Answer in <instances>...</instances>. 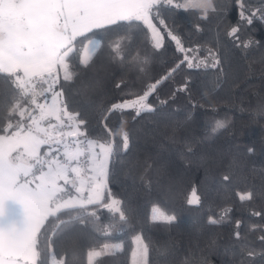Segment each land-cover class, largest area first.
<instances>
[{
  "label": "snow or ice",
  "instance_id": "snow-or-ice-1",
  "mask_svg": "<svg viewBox=\"0 0 264 264\" xmlns=\"http://www.w3.org/2000/svg\"><path fill=\"white\" fill-rule=\"evenodd\" d=\"M230 8L238 9L235 24L227 21ZM165 11L189 13L197 21L216 20L218 28L227 24L225 36L231 38L233 47L245 50L250 44L243 38L247 28L257 20L264 22V0H0V264H69L61 243L63 234L72 221L99 222L100 209L110 213L105 232L132 224L125 201L109 187L113 158L131 151L132 133L123 119L118 128L110 127L109 116L126 109L134 110L137 116L155 111L148 102L150 97L185 64L215 71L218 83L227 80L231 62L221 55L220 42L199 57L200 46L185 47ZM121 25L142 27L153 53L163 48L166 36L170 37L183 58L161 78H149L135 99L111 103L101 122V135L90 128L81 107L91 99L85 78L105 43L100 34L112 33ZM194 26L198 32L203 30L200 23ZM126 39L117 35L109 40L110 60L145 73L149 54L128 51ZM124 83L122 80L115 87L120 89ZM184 91H188L187 82L173 97ZM202 99L209 106L213 103L207 94ZM228 126L225 118L216 121L211 131ZM186 149L189 153L193 150L190 144ZM121 164L130 173L140 170L141 179L154 167V162L139 158ZM217 183L226 188L232 175H222ZM151 184L149 179L146 187L150 189ZM198 193L199 186L194 185L186 203L202 205ZM236 195L241 202L264 200V183L259 190L249 187ZM230 211L222 208L208 215L206 223L221 224ZM251 215L264 218V209ZM152 219L170 223L176 217L157 204ZM243 226V220L235 221L230 264H252L257 255L264 261V247L257 253L249 237V233L260 232L257 239L264 246V226L252 225L247 231ZM135 242L132 264H150L151 242L143 235H137ZM81 247V243L75 244L73 264H81ZM121 248V244L89 247L82 264H98L99 258L114 255Z\"/></svg>",
  "mask_w": 264,
  "mask_h": 264
},
{
  "label": "trees",
  "instance_id": "trees-1",
  "mask_svg": "<svg viewBox=\"0 0 264 264\" xmlns=\"http://www.w3.org/2000/svg\"><path fill=\"white\" fill-rule=\"evenodd\" d=\"M217 2L223 3V0ZM164 14L169 17L170 26L174 23L185 47L200 46L199 57L206 56V49L216 48L219 41L221 55L231 62L229 76L218 83L215 71L203 66L188 68L185 64L150 97L148 102L155 111L137 116L134 110L126 109L109 116L110 127L118 128L123 119L132 133L131 151L127 156L117 154L113 158L109 187L117 198L125 201L133 222L105 232L110 213L104 209L98 211L99 222L72 221L61 238L69 264H73L72 254L77 242L82 244V264L89 247L112 241L121 244V250L99 258L98 264H131L137 233L153 246L150 264H230L235 221H244V231L252 225L264 226V218L251 215L264 209V200L241 202L236 195L249 187L259 190L264 183V22L257 20L247 28L243 38L250 44L245 50L233 47L231 38L225 36L227 24L218 28L216 20L197 21L195 16L182 11L175 14L165 11ZM237 18L238 9L230 8L227 21L235 24ZM196 23L201 24L202 31H196ZM117 35L127 38L128 51L149 54L150 63L145 73L127 63L110 60L107 45ZM100 36L105 43L85 78L91 99L81 107L90 120V128L102 135L101 122L107 115V107L121 98L135 99L149 78L164 76L179 63L183 54L167 36L163 48L153 53L145 42L143 28L137 25H121L112 33ZM122 80L124 85L117 89L115 85ZM185 82L188 91L176 92L173 97V92ZM205 94L212 100L211 106L202 99ZM225 118L230 126L213 133L215 122ZM188 144L193 149L191 153L186 149ZM131 158L154 162L153 170L141 179L140 170L130 173L121 164ZM230 161L233 162L231 167ZM224 174L232 175V183L226 188L217 183ZM149 179L152 181L150 189L146 187ZM194 185L199 186L198 194L203 198L199 206L186 203V196ZM157 204L176 219L170 223L154 221L150 209ZM222 208L231 211L221 224L206 223L208 215L217 214ZM260 234L258 231L249 233L257 253L264 247L257 239ZM252 264H264V261L257 255Z\"/></svg>",
  "mask_w": 264,
  "mask_h": 264
},
{
  "label": "rangeland",
  "instance_id": "rangeland-1",
  "mask_svg": "<svg viewBox=\"0 0 264 264\" xmlns=\"http://www.w3.org/2000/svg\"><path fill=\"white\" fill-rule=\"evenodd\" d=\"M128 100H132V99H128ZM221 121H223V120H221ZM154 206V205H153ZM153 206L151 207V209H150V216H151V218H152V215H153ZM166 211V210H165ZM169 215H173V214H171V213H169L168 211H166ZM137 235H141L140 233H137V234H135V236H134V248L136 247V242H135V237L137 236ZM105 244H109V245H111V244H118V242H116V241H112V242H109V243H105ZM131 264H132V257H131Z\"/></svg>",
  "mask_w": 264,
  "mask_h": 264
}]
</instances>
